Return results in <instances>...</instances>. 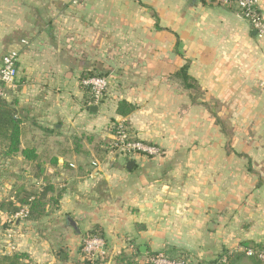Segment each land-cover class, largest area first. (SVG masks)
Listing matches in <instances>:
<instances>
[{
    "label": "crops",
    "instance_id": "0c3cea01",
    "mask_svg": "<svg viewBox=\"0 0 264 264\" xmlns=\"http://www.w3.org/2000/svg\"><path fill=\"white\" fill-rule=\"evenodd\" d=\"M253 32L217 0H0V63L18 52L4 99L20 150L36 156L2 155L0 177L50 188L38 220L12 225L0 210V255L87 264L80 245L92 231L103 264L159 252L220 264L243 243L264 244V38ZM184 66L195 88L177 75ZM90 75L108 82L98 106L81 86ZM120 101L135 110L118 116ZM226 115L227 128L215 123ZM116 121L161 155L101 157Z\"/></svg>",
    "mask_w": 264,
    "mask_h": 264
},
{
    "label": "built area",
    "instance_id": "2783aa9c",
    "mask_svg": "<svg viewBox=\"0 0 264 264\" xmlns=\"http://www.w3.org/2000/svg\"><path fill=\"white\" fill-rule=\"evenodd\" d=\"M82 0H73V4L80 3ZM223 5H234L239 12V15L249 24L251 29L255 32L258 39L264 38V21L259 13L256 0H218ZM25 44L24 41L21 42ZM17 61L18 52L10 51L6 53L0 63V98L5 97V92L14 88L17 77ZM81 86L85 88L91 96V105L98 106L108 90V82L106 78L99 76L87 77L81 80ZM111 138L108 143V151L116 155L131 158L133 156L145 157H159L161 149L155 145L144 143L137 140L131 134L128 126L124 121H116L112 127ZM92 166H96L92 163ZM32 199H30L31 201ZM29 212V205H25L19 209L12 217L10 223L13 225L16 221L23 220L27 217ZM7 248L12 251L13 245L11 243L12 233L7 236ZM104 242L102 239L87 235L82 240L81 252L83 258L94 264L96 259L103 255ZM247 257H256L258 260L264 262V249L254 251L253 249H245ZM224 263L225 260H221ZM145 264H190L182 258H170L166 254L159 252L149 257Z\"/></svg>",
    "mask_w": 264,
    "mask_h": 264
},
{
    "label": "trees",
    "instance_id": "16d2710c",
    "mask_svg": "<svg viewBox=\"0 0 264 264\" xmlns=\"http://www.w3.org/2000/svg\"><path fill=\"white\" fill-rule=\"evenodd\" d=\"M179 75L184 82L185 87L195 88L193 85V79L187 76V67L184 66L180 69ZM92 77V75L87 76ZM84 77V78H87ZM100 77V76H99ZM105 97V96H104ZM103 97V99H104ZM102 102V101H101ZM135 110V107L128 104L125 101H120L117 104L116 114L120 117H126ZM20 120L16 117V111L13 105L9 104L4 98H0V147L2 148V154L6 158H10L17 154L22 155L27 160L34 159L35 152L31 149L20 150ZM115 122L111 123L110 126ZM126 124V123H125ZM111 132L113 130L110 128ZM105 149L102 154H106L108 151V144H105ZM50 191L49 187H42L37 192L34 190H28L24 186L17 187L11 196L10 200H4L0 202V210L4 211L9 218L12 217L19 209L25 205H29V212L26 220H38L44 216L48 200L46 199ZM30 199H32L30 201ZM89 235V234H88ZM90 235H94L102 239L101 235L97 232H91ZM244 249L240 252L226 255L223 257L224 263L220 264H264V262L258 260L256 257H247L245 249H253L254 251L263 250L264 244H250L243 243ZM154 255V254H153ZM123 264H140L133 258H120ZM87 263V262H86ZM97 262H95L96 264ZM0 264H32L25 254H2L0 255ZM88 264V263H87Z\"/></svg>",
    "mask_w": 264,
    "mask_h": 264
},
{
    "label": "rangeland",
    "instance_id": "374dc122",
    "mask_svg": "<svg viewBox=\"0 0 264 264\" xmlns=\"http://www.w3.org/2000/svg\"><path fill=\"white\" fill-rule=\"evenodd\" d=\"M198 94L199 93H197V96H198ZM198 99H200L199 98V96H198V98H197V100ZM203 99H201V101H199V103H197V104H200V105H203V104H206L212 111H218V109L220 108V104L217 102V101H215V100H208L206 103H203V101H202ZM220 110V109H219ZM215 123H219V124H221L223 127H226L227 128V126L228 125H226L227 123H228V116L226 115V116H222V117H219V119L218 118H215ZM222 133L224 134V136L226 137H228V136H230L231 134H232V131L231 130H228V129H225L224 131H222ZM101 148L99 149V152L100 153H103L104 152V149H105V146H103L102 145V143H101ZM2 148L0 147V168H1V165H5V164H1V159H3L2 158ZM101 155V157L102 156H104V157H112V156H114L115 154L113 153V152H109V151H107V153L104 155V154H100ZM17 181H19V182H21V183H24V185L23 186H30V187H37V186H35V185H33L32 184V181L31 180H28V179H22V180H13V178H11V177H9L8 175H6V176H4V177H0V198L1 197H4L5 199L6 198H8V197H11L12 195H13V193H14V191H15V189L19 186L18 185V182ZM33 188H31V189H33ZM34 191H38L37 189H34ZM1 195H3V196H1ZM7 239V238H6ZM81 247H82V242H81V245H80V249H81ZM82 253V252H81ZM83 255V254H82ZM103 257V255H101V256H99L97 259H96V261H94V262H97L96 264H103V262L101 261V258ZM88 264H90V261H87V260H85ZM95 264V263H94Z\"/></svg>",
    "mask_w": 264,
    "mask_h": 264
},
{
    "label": "water",
    "instance_id": "95a60500",
    "mask_svg": "<svg viewBox=\"0 0 264 264\" xmlns=\"http://www.w3.org/2000/svg\"><path fill=\"white\" fill-rule=\"evenodd\" d=\"M253 35H255V32H253ZM132 167H133V162H131V161L127 162L126 167H125L126 170L130 171L132 169Z\"/></svg>",
    "mask_w": 264,
    "mask_h": 264
}]
</instances>
